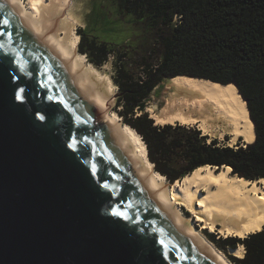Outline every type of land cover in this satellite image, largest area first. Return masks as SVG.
<instances>
[{
    "label": "water",
    "instance_id": "1",
    "mask_svg": "<svg viewBox=\"0 0 264 264\" xmlns=\"http://www.w3.org/2000/svg\"><path fill=\"white\" fill-rule=\"evenodd\" d=\"M81 79L0 0V264H226L136 169Z\"/></svg>",
    "mask_w": 264,
    "mask_h": 264
},
{
    "label": "trees",
    "instance_id": "2",
    "mask_svg": "<svg viewBox=\"0 0 264 264\" xmlns=\"http://www.w3.org/2000/svg\"><path fill=\"white\" fill-rule=\"evenodd\" d=\"M114 1L119 12L158 34L152 50L159 51V61L145 56L139 76L120 65L114 78L122 108L118 114L146 143L154 169L171 183L207 164L230 166L232 173L250 180L264 177V0ZM97 9L94 18H103ZM77 32L79 52L89 62L101 66L115 53L106 43L88 39L82 29ZM178 75L235 83L247 100L255 141L238 148L218 146L216 140L208 144L198 129L156 125L148 112L137 115L156 87ZM208 236L225 250L245 247L243 257L230 256L233 264H264V228L245 238Z\"/></svg>",
    "mask_w": 264,
    "mask_h": 264
},
{
    "label": "bare ground",
    "instance_id": "3",
    "mask_svg": "<svg viewBox=\"0 0 264 264\" xmlns=\"http://www.w3.org/2000/svg\"><path fill=\"white\" fill-rule=\"evenodd\" d=\"M43 29L55 44L70 56L82 73V85L94 96L103 111V122L114 126L128 148L136 169L150 181L164 201L189 228L205 240L218 258L229 262L194 227L193 220L182 212L184 206L196 222L211 232L245 238L264 228V177L250 180L232 173L230 166L204 165L196 168L173 187L155 171L148 158L146 143L140 134L121 116L109 110L115 88L111 79L86 62L77 51L80 35L81 7L88 0H3ZM167 98L158 108V124H199L204 135H231L229 145L242 136L246 143L256 139L254 123L246 101L233 83L221 84L210 79L178 75L166 85ZM216 129V130H215ZM238 257L244 256V246L231 248Z\"/></svg>",
    "mask_w": 264,
    "mask_h": 264
},
{
    "label": "rangeland",
    "instance_id": "4",
    "mask_svg": "<svg viewBox=\"0 0 264 264\" xmlns=\"http://www.w3.org/2000/svg\"><path fill=\"white\" fill-rule=\"evenodd\" d=\"M94 7L98 8L97 9V12L99 13L98 16H100V13L104 14L103 18L100 19L98 17L94 18V12L92 13ZM80 15H81V23L77 31L82 29L86 33L88 39L90 40L96 39L98 43H106L108 47L113 48L115 50V53H110L108 60L101 66H97L89 62L87 56L85 54L83 55H84V59H86V62L88 64L98 69L102 75H106L111 79L115 88V94L111 96L109 102V107H110L109 110L118 113V111L122 110V108L118 105V98H119L118 86L114 78L115 76H117V70L119 66L123 65L131 73L135 74V76H139L141 75L142 72L141 62L145 56L151 54L150 62L157 63L159 61V51H153L152 48L156 46V44L158 43L157 42L158 34L156 30H152V29L149 30L146 26H144L143 22L137 20L135 21L133 15L123 14L122 12H119L114 0H88L86 2H83ZM105 16H106V20L104 19ZM94 19H97V22ZM77 51L79 52L78 47H77ZM168 81L169 79L164 80L151 93L149 99L142 102L138 106L136 110L137 115L142 114L144 112H148L150 117L154 119L156 125H165V124H158L157 121L158 119L156 118V115L158 114V108L162 107V105L165 103V100L167 98L166 85ZM121 119L124 122L122 116ZM173 124L176 125L181 123L174 122ZM181 125H185L190 128L200 130L198 123L181 124ZM200 133L202 136L207 137L208 144L212 143L213 140H216L218 146H229L233 148H238L241 146L245 147L248 144L245 142L242 136H240L237 139V141L230 146L229 142L231 140V135L227 134L224 137H219L218 135H216L215 137H213V136L204 135L203 131L201 130ZM209 166L217 167V169L220 170L224 165L222 166L209 165ZM166 181H167V186L171 188L173 187V185L176 183L177 180L173 183L169 182L168 180ZM180 207L184 215L193 220L194 227L197 230H199L201 234L204 235L205 238L210 243H212L229 262H231L230 256L232 255L236 256L230 252L231 248H228L227 250L220 248L217 245V243H215L212 239H210L208 234H214L216 238L219 237L226 238L228 236H224L217 229L214 232H211L208 228L203 227V223L196 222L195 216L192 215L190 211H188L184 206H180ZM244 255H245V247H244Z\"/></svg>",
    "mask_w": 264,
    "mask_h": 264
},
{
    "label": "snow or ice",
    "instance_id": "5",
    "mask_svg": "<svg viewBox=\"0 0 264 264\" xmlns=\"http://www.w3.org/2000/svg\"><path fill=\"white\" fill-rule=\"evenodd\" d=\"M3 23L7 24V21L5 20V21H3ZM21 91H22V90H21ZM18 98H20V97H18ZM116 214L120 215V214H122V213H116Z\"/></svg>",
    "mask_w": 264,
    "mask_h": 264
}]
</instances>
